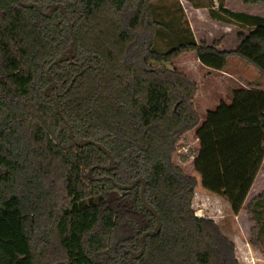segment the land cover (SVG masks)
<instances>
[{"label": "trees", "instance_id": "1", "mask_svg": "<svg viewBox=\"0 0 264 264\" xmlns=\"http://www.w3.org/2000/svg\"><path fill=\"white\" fill-rule=\"evenodd\" d=\"M152 4L0 0V264H239L218 225L195 215L197 181L172 157L176 141L196 128L199 182L236 215L264 160V91L233 89L201 122L196 83L167 65L193 51L222 70L235 55L264 76V17L220 5L223 17L213 18L240 28L236 49L224 51L217 40L197 42L189 25L156 19ZM51 97L76 143H101L112 167L96 145L71 141ZM141 177L161 227L136 258L139 237L156 228L142 206ZM260 198L249 205L257 224Z\"/></svg>", "mask_w": 264, "mask_h": 264}, {"label": "rangeland", "instance_id": "2", "mask_svg": "<svg viewBox=\"0 0 264 264\" xmlns=\"http://www.w3.org/2000/svg\"><path fill=\"white\" fill-rule=\"evenodd\" d=\"M151 1L156 19L166 23L174 20L180 25H189L197 42L205 40L212 44L217 40L219 41L217 48L224 51L236 49L237 33L240 28L236 22L213 18L223 17L220 5L231 11L264 17V3L243 4L237 0ZM165 36L167 35L156 39V47L159 50L165 49L167 42ZM167 67L177 70L196 83L193 104L201 122L206 111L215 109L220 101L230 102L233 89H245L249 84H258L264 91V76L256 67L235 55L228 56L222 70H214L200 64L193 51L180 54ZM195 132L196 128L176 141V152L172 157L175 165L197 181L192 199L195 215L212 219L218 225L221 233L234 244V255L239 264H264V160L242 208L233 215L223 198L208 192L199 182V175L193 168V159L199 150ZM201 192L206 194H199ZM260 195L258 205L253 206V209L260 213L257 224L249 205L252 199ZM252 241L255 243L254 246L251 244Z\"/></svg>", "mask_w": 264, "mask_h": 264}, {"label": "water", "instance_id": "3", "mask_svg": "<svg viewBox=\"0 0 264 264\" xmlns=\"http://www.w3.org/2000/svg\"><path fill=\"white\" fill-rule=\"evenodd\" d=\"M60 6L62 8V11H63V15L64 17L66 18L67 22H68V28H69V33L71 35V38H72V43H73V47L74 49H76V40H75V36H74V33H73V26H72V23L68 20L67 18V15L65 13V9L64 7L61 5V4H56L54 8ZM28 7H36L38 9V11L40 13H43L42 11V8L37 5V4H29ZM51 13L47 14V16H50ZM74 53H75V50H74ZM74 53L72 56H74ZM61 59H56L54 60L49 66H48V69L53 65V64H56L58 62H60ZM48 69L46 70V75L48 73ZM51 100H52V104H53V107L56 111V113L59 115V117L62 119V121L64 122L68 132H69V137L71 139V141L73 143H76V140H75V137H74V133H73V130H72V127L71 125L69 124L68 120L64 117L63 113L61 112V110L59 109L56 101L54 100L53 97H51ZM78 147H83V146H86L87 144H94L98 147L99 150H101L103 153H105L108 158L110 159V164H111V167L115 164V159L113 157V155L111 154V152L105 147L103 146L101 143L99 142H95L93 140H85L81 143H76ZM139 181L141 182L142 184V187H141V190H140V197H141V202H142V206L145 208L146 211H149L150 213H152V215L155 217L156 219V228L153 232H150V231H146L144 232L140 237H139V243H140V253L138 255H136V258L139 257L141 255V253L143 252L144 250V244H143V239L147 236H154V235H157L159 230H160V227H161V222H160V217L158 215V213L155 211V209H153L152 207H150L147 202H146V199H145V196H144V191H145V186H146V180L141 177L139 178Z\"/></svg>", "mask_w": 264, "mask_h": 264}, {"label": "crops", "instance_id": "4", "mask_svg": "<svg viewBox=\"0 0 264 264\" xmlns=\"http://www.w3.org/2000/svg\"><path fill=\"white\" fill-rule=\"evenodd\" d=\"M238 32H239V31H238ZM236 45H237V44H236ZM230 100H231V99H230ZM194 192H195V191H194ZM199 194H201V195H205L206 193H202V192H201V193H199Z\"/></svg>", "mask_w": 264, "mask_h": 264}]
</instances>
